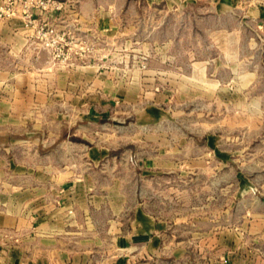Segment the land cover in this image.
I'll return each mask as SVG.
<instances>
[{"label":"rangeland","instance_id":"1","mask_svg":"<svg viewBox=\"0 0 264 264\" xmlns=\"http://www.w3.org/2000/svg\"><path fill=\"white\" fill-rule=\"evenodd\" d=\"M232 1L233 11L230 0H51L46 8L32 0L0 16V144L5 133L47 136L56 130L51 115L80 117L85 107L48 106L54 85L68 80L84 85L74 97L90 96L97 117L82 122L88 141L72 142L110 149L122 180L137 182L142 195L153 180L152 210L175 223L193 206L178 203L184 181H197L184 195L195 197L197 216L186 229L187 244H196L185 262L172 251L119 254L105 235L90 264H264V17L255 12L264 0ZM109 21L115 27L103 26ZM151 164L165 174L142 175ZM122 191L126 199L100 211L101 232L115 218L130 230L135 188ZM35 233L2 232L0 245L17 249Z\"/></svg>","mask_w":264,"mask_h":264},{"label":"crops","instance_id":"2","mask_svg":"<svg viewBox=\"0 0 264 264\" xmlns=\"http://www.w3.org/2000/svg\"><path fill=\"white\" fill-rule=\"evenodd\" d=\"M174 1L146 0L149 5H170ZM235 7L236 3L230 0L228 9L233 11ZM249 11L251 13L254 10L251 8ZM255 12L256 16L264 17V5L256 7ZM104 25L115 27L113 21ZM64 74L68 76V73H60ZM61 82L51 90L48 106L85 107L86 110L79 113L80 117L73 120L65 114L51 115L56 130L47 136L44 133L37 136L40 132L27 134L23 138L15 134H3L7 136V142L0 144V237L2 232L11 230L22 231L25 235L27 226H33L37 233L30 239L32 242L27 244L24 238V243L14 250L0 245V264H90L93 253L104 250L105 241L102 237L105 235L115 242V250L119 254L129 252L131 258L138 260L172 251L176 253L179 263L185 262L187 253L196 244H187L186 229L195 226L197 216L195 197L186 198L184 195L190 191L195 193L192 189H196L197 181H184L183 195L177 196L178 203L185 207L187 204L193 206L188 211L184 208L183 212L178 213L175 223L164 212L152 210L151 205L158 197L154 192L153 180L145 181V194L142 195L137 182L131 184L122 180L124 166L116 163L110 149L72 142L88 141L87 130L82 122L87 121L88 127L90 121H95L97 117L90 110V96L83 94L74 97L76 88L83 87V84L68 80ZM66 124H70L72 129L67 128ZM46 137L50 141L48 149L44 143ZM27 138L33 141L30 143ZM214 140L213 137L208 138L212 147L215 146ZM26 150L30 151L28 158L23 155ZM47 151L49 154H45ZM161 168L151 164L139 170L142 175L153 177L156 173L165 174ZM178 168H185V165ZM195 168L194 165L193 172H190L194 177ZM180 171L185 172V169ZM129 186L135 188L134 194L128 196L129 202L136 205L130 230L126 231L123 223L115 218L109 220L106 229L101 232L100 211L107 203H120L126 199L122 190ZM163 198L173 200L167 196ZM71 209L74 215H69ZM47 220L48 224L45 222ZM198 236L194 229L188 231L192 241L195 242Z\"/></svg>","mask_w":264,"mask_h":264},{"label":"built area","instance_id":"3","mask_svg":"<svg viewBox=\"0 0 264 264\" xmlns=\"http://www.w3.org/2000/svg\"><path fill=\"white\" fill-rule=\"evenodd\" d=\"M32 1V0H4L2 4H0V16L1 15H5L8 10L7 8H9V6H14L17 5L16 2H20V3H25V6L31 7V5H29L28 3ZM34 1V0H33ZM51 0H37V5L41 6L42 8H46V3L50 2ZM54 3V8H56V10H61L62 9V4H57L55 2Z\"/></svg>","mask_w":264,"mask_h":264}]
</instances>
